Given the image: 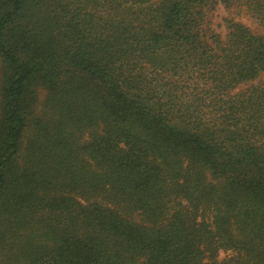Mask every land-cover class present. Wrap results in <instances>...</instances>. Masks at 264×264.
<instances>
[{"label": "trees", "instance_id": "trees-1", "mask_svg": "<svg viewBox=\"0 0 264 264\" xmlns=\"http://www.w3.org/2000/svg\"><path fill=\"white\" fill-rule=\"evenodd\" d=\"M218 3L0 0V264H264V0Z\"/></svg>", "mask_w": 264, "mask_h": 264}, {"label": "rangeland", "instance_id": "rangeland-1", "mask_svg": "<svg viewBox=\"0 0 264 264\" xmlns=\"http://www.w3.org/2000/svg\"><path fill=\"white\" fill-rule=\"evenodd\" d=\"M218 4L216 8L214 9L212 13V20L216 24L222 23V18L229 16L227 9L223 7V4L221 3V0H218ZM232 15L234 16L235 19H239L240 21L244 22L245 24L249 26H254L253 21L250 17H248L245 13L243 12H238V10L235 11V9L231 10ZM223 24V23H222ZM218 28H221V26H217Z\"/></svg>", "mask_w": 264, "mask_h": 264}]
</instances>
